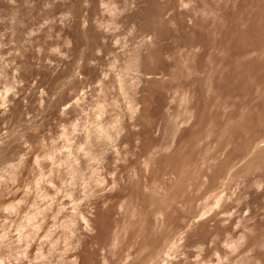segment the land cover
Wrapping results in <instances>:
<instances>
[{"label":"rangeland","instance_id":"374dc122","mask_svg":"<svg viewBox=\"0 0 264 264\" xmlns=\"http://www.w3.org/2000/svg\"><path fill=\"white\" fill-rule=\"evenodd\" d=\"M157 250L264 264V0H0V264Z\"/></svg>","mask_w":264,"mask_h":264},{"label":"bare ground","instance_id":"6f19581e","mask_svg":"<svg viewBox=\"0 0 264 264\" xmlns=\"http://www.w3.org/2000/svg\"><path fill=\"white\" fill-rule=\"evenodd\" d=\"M260 17V16H259ZM260 29V28H259ZM259 31V30H258ZM254 32V31H253ZM251 36V35H250ZM211 37V36H210ZM243 52V51H242ZM237 62V61H236ZM252 64V63H251ZM262 66V65H261ZM232 72V71H231ZM251 72V71H250ZM258 73V72H257ZM235 79V78H234ZM221 80V79H220ZM160 251H161V249H159ZM158 251V250H157ZM160 251H158V254H156L155 256V259H156V261H153V262H155L154 264H160L161 263V256H162V254L160 253ZM164 252V251H163ZM156 253V252H155ZM154 255V254H153ZM154 257V256H153ZM152 257V258H153ZM148 258V257H147ZM147 260H149L150 261V263L149 264H151V260L150 259H147ZM154 260V259H153ZM146 262V261H145ZM148 262V261H147ZM145 264H148V263H145ZM162 264V263H161Z\"/></svg>","mask_w":264,"mask_h":264}]
</instances>
